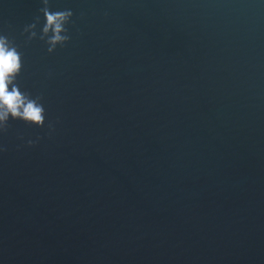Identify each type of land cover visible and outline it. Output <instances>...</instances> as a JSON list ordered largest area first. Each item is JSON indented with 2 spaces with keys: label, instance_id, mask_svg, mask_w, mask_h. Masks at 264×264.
I'll return each mask as SVG.
<instances>
[{
  "label": "water",
  "instance_id": "95a60500",
  "mask_svg": "<svg viewBox=\"0 0 264 264\" xmlns=\"http://www.w3.org/2000/svg\"><path fill=\"white\" fill-rule=\"evenodd\" d=\"M0 39L42 110L0 121V264H264V0H0Z\"/></svg>",
  "mask_w": 264,
  "mask_h": 264
},
{
  "label": "clouds",
  "instance_id": "9594fccd",
  "mask_svg": "<svg viewBox=\"0 0 264 264\" xmlns=\"http://www.w3.org/2000/svg\"><path fill=\"white\" fill-rule=\"evenodd\" d=\"M63 18L64 14L46 16L48 25L53 26L56 33L60 31L59 21ZM45 31H47V27ZM53 39L59 40L61 37L56 35ZM19 67L18 54L15 50L8 48L3 39H0V121L11 114L13 117L19 116L38 123L42 120L41 108L34 101L27 100L15 86H12L11 91L8 90Z\"/></svg>",
  "mask_w": 264,
  "mask_h": 264
}]
</instances>
